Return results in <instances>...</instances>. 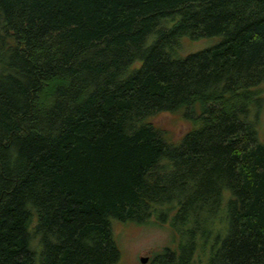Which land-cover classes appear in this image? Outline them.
Masks as SVG:
<instances>
[{"label":"trees","instance_id":"trees-1","mask_svg":"<svg viewBox=\"0 0 264 264\" xmlns=\"http://www.w3.org/2000/svg\"><path fill=\"white\" fill-rule=\"evenodd\" d=\"M263 102L264 0H0V264H116L151 219L154 264H264Z\"/></svg>","mask_w":264,"mask_h":264},{"label":"rangeland","instance_id":"rangeland-1","mask_svg":"<svg viewBox=\"0 0 264 264\" xmlns=\"http://www.w3.org/2000/svg\"><path fill=\"white\" fill-rule=\"evenodd\" d=\"M220 38L190 41L183 38L180 42L181 57L200 51L216 44ZM149 123L163 131L172 144H177L182 136L191 128V124L183 118L182 111L163 112L149 118ZM258 141L264 144V102L256 126ZM112 232L120 252L116 264H142L140 259L146 258L144 264H154L156 255L166 248L173 247V234L169 223H158L151 219L147 223H112Z\"/></svg>","mask_w":264,"mask_h":264},{"label":"water","instance_id":"water-1","mask_svg":"<svg viewBox=\"0 0 264 264\" xmlns=\"http://www.w3.org/2000/svg\"><path fill=\"white\" fill-rule=\"evenodd\" d=\"M146 258H142V259H140V262L142 263V264H144V263H146Z\"/></svg>","mask_w":264,"mask_h":264}]
</instances>
